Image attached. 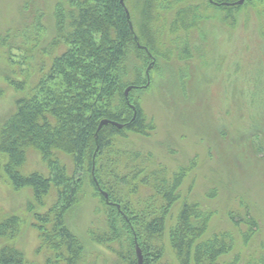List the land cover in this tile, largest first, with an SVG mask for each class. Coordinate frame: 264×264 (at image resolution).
Returning a JSON list of instances; mask_svg holds the SVG:
<instances>
[{"label": "trees", "instance_id": "1", "mask_svg": "<svg viewBox=\"0 0 264 264\" xmlns=\"http://www.w3.org/2000/svg\"><path fill=\"white\" fill-rule=\"evenodd\" d=\"M238 1L57 0L50 37L44 36V12L24 7L19 28L3 40L10 62L28 66L34 76L32 84L29 74L6 78L22 96L0 130V172L14 189H31L41 207L54 198L46 211L34 214L39 250L47 254L44 264H139L138 247L142 264H172L166 238L176 264L242 263L239 256L223 261L233 252L235 238L228 232L208 236L212 213L194 201L181 203L189 170L170 173L130 140V134L149 138L156 130L141 106V96L155 83L151 74L164 76L168 68L167 95L176 93L187 102L190 88L198 86H190L196 82L192 69L198 62L202 69L211 57L207 28L217 22L236 27L240 12L253 0L233 5ZM174 62L184 68L177 71ZM105 120L123 128L109 124L98 131ZM30 152L44 170L22 172ZM87 183L104 207L103 217L89 230L96 249L92 257L68 219ZM230 220L245 225V244L258 231L249 212L231 213ZM18 228L17 216L0 221V240L9 241L0 247V264H31L11 244ZM244 264H264V254Z\"/></svg>", "mask_w": 264, "mask_h": 264}, {"label": "rangeland", "instance_id": "2", "mask_svg": "<svg viewBox=\"0 0 264 264\" xmlns=\"http://www.w3.org/2000/svg\"><path fill=\"white\" fill-rule=\"evenodd\" d=\"M56 2L0 0V130L13 112L16 98L22 96L10 87L7 76L21 80L29 74V84L34 76L28 66L10 62L3 37L8 32L13 35L19 28L26 5L44 12V36L50 37ZM206 32L212 36H208L207 45L211 57H207L202 69V62L192 69L196 82L192 80L190 86H198L190 88L187 102L176 98V93L174 98L167 95L164 86L172 76L168 68H164V76L152 73L155 83L141 96V106L156 130L149 138L130 134V140L137 149L151 153L170 173L189 170L181 187V203L194 201L212 213L208 236L228 232L235 238L233 252L223 261L239 256L244 264L264 254V0H253L245 6L236 27L217 22L209 25ZM193 37L197 38V33ZM12 53L18 55L16 51ZM16 57L13 60L20 62ZM46 63L50 65L49 56ZM173 65L177 71L184 68L183 64ZM28 161L23 173L44 170L36 153L30 152ZM212 194L214 197H208ZM52 202L54 198L48 197L45 207L39 206L31 189H14L0 172V221L12 215L19 218L18 235L11 244L22 250L31 264H44L47 256L39 250L34 214L43 213ZM179 207L180 203L173 209L168 227L174 223ZM246 212L259 225L248 244L242 238L245 225L237 227L230 220L231 213L241 217ZM103 213L100 199L87 183L68 219L86 242L90 256L96 249L91 245L89 230ZM6 244L9 241L0 240V247ZM165 245L167 260L176 264L167 238Z\"/></svg>", "mask_w": 264, "mask_h": 264}, {"label": "water", "instance_id": "3", "mask_svg": "<svg viewBox=\"0 0 264 264\" xmlns=\"http://www.w3.org/2000/svg\"><path fill=\"white\" fill-rule=\"evenodd\" d=\"M246 2V0H240L236 3H234L233 5H243L244 3ZM128 12V11H127ZM152 66H150V68L148 69L147 71V76L149 77V72L151 70ZM133 89V87H130L126 90L125 92V96L128 97V94L129 92ZM109 124H112L114 126H117L118 128H123V126H121L120 124L118 123H114V122H111V121H108V120H105L103 122H101L100 126H99V129L98 131H100L102 129L103 126H106V125H109ZM106 199H108L107 195H105ZM137 255H138V259H139V264H142V255H141V251L139 249V247L137 248Z\"/></svg>", "mask_w": 264, "mask_h": 264}]
</instances>
